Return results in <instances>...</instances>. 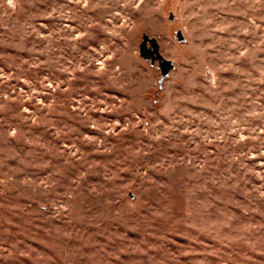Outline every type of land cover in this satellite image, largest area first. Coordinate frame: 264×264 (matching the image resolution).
Wrapping results in <instances>:
<instances>
[{
  "label": "rangeland",
  "instance_id": "rangeland-1",
  "mask_svg": "<svg viewBox=\"0 0 264 264\" xmlns=\"http://www.w3.org/2000/svg\"><path fill=\"white\" fill-rule=\"evenodd\" d=\"M0 264H264V0H0Z\"/></svg>",
  "mask_w": 264,
  "mask_h": 264
},
{
  "label": "water",
  "instance_id": "water-1",
  "mask_svg": "<svg viewBox=\"0 0 264 264\" xmlns=\"http://www.w3.org/2000/svg\"><path fill=\"white\" fill-rule=\"evenodd\" d=\"M180 40H183L181 32L178 33ZM141 54L146 59H151L153 62L158 61L161 66L163 76L168 74L174 68V61L165 58L160 52V45L156 38L144 35L143 42L141 43Z\"/></svg>",
  "mask_w": 264,
  "mask_h": 264
}]
</instances>
